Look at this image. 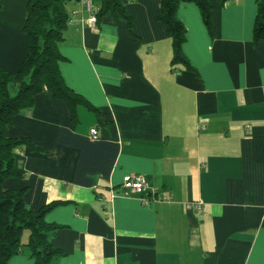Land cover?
Segmentation results:
<instances>
[{
  "label": "crops",
  "instance_id": "crops-1",
  "mask_svg": "<svg viewBox=\"0 0 264 264\" xmlns=\"http://www.w3.org/2000/svg\"><path fill=\"white\" fill-rule=\"evenodd\" d=\"M28 0H0V67L16 74L28 54ZM96 27L75 13L59 68L85 105L45 88L7 133L28 138L18 178L34 212L61 228L55 264H264V41L253 38L256 0H211L212 31L197 5L182 3L183 52L194 71L173 64V41L158 21L162 0H124ZM97 128L99 139L90 130ZM127 176L143 177L146 198L123 196ZM118 196L112 199V195ZM203 202L202 210L186 204ZM28 234L23 237L27 241ZM8 264H34L26 253Z\"/></svg>",
  "mask_w": 264,
  "mask_h": 264
},
{
  "label": "trees",
  "instance_id": "trees-1",
  "mask_svg": "<svg viewBox=\"0 0 264 264\" xmlns=\"http://www.w3.org/2000/svg\"><path fill=\"white\" fill-rule=\"evenodd\" d=\"M72 0H28L24 32L28 37V54L21 69L10 74L0 67V264L20 253L28 254L34 264H55L61 256L51 242L60 226L47 223L46 214L54 207L50 204L39 211H32L25 202V190H7V180L18 178L17 158L24 147L33 150L28 138H11L7 130L13 119L32 110L37 95L45 88L56 98L65 101L76 119V108L87 101L65 83L59 63L63 59L60 45L69 24L68 4ZM230 0H222L226 4ZM257 1V14L253 30L255 43L264 41V0ZM99 8V20L107 13L119 12L132 26V19L125 10L124 0H94ZM182 3L197 5L205 25L212 31L211 0H162L158 21L166 28L173 41V64L194 71L183 52L186 29L178 19ZM28 234L27 241L23 240Z\"/></svg>",
  "mask_w": 264,
  "mask_h": 264
},
{
  "label": "built area",
  "instance_id": "built-area-1",
  "mask_svg": "<svg viewBox=\"0 0 264 264\" xmlns=\"http://www.w3.org/2000/svg\"><path fill=\"white\" fill-rule=\"evenodd\" d=\"M75 2H78L82 4L85 8V10L88 12L89 16L86 21H84V24H87L92 27H96L98 25V12L99 8L95 5L94 0H72ZM73 15L69 18V24L73 22V18L75 16V13H72ZM90 136L92 140H98L99 139V132L97 128H93L90 130ZM148 181H146L143 177H134V176H127L123 183L122 188L124 192L122 193L123 196L131 195V194H140V200L144 205H150L152 202L155 201H162L167 202L171 200V197H169L167 194L160 198H146L143 197L142 194H144L150 187H149ZM117 194L112 195V199L117 197ZM203 202H195V203H188L186 204L187 209H196L198 212L202 210Z\"/></svg>",
  "mask_w": 264,
  "mask_h": 264
},
{
  "label": "rangeland",
  "instance_id": "rangeland-1",
  "mask_svg": "<svg viewBox=\"0 0 264 264\" xmlns=\"http://www.w3.org/2000/svg\"><path fill=\"white\" fill-rule=\"evenodd\" d=\"M177 17H178V15H177ZM179 19V18H178Z\"/></svg>",
  "mask_w": 264,
  "mask_h": 264
}]
</instances>
